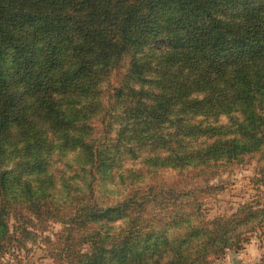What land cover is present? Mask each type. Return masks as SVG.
<instances>
[{
	"label": "trees",
	"instance_id": "obj_1",
	"mask_svg": "<svg viewBox=\"0 0 264 264\" xmlns=\"http://www.w3.org/2000/svg\"><path fill=\"white\" fill-rule=\"evenodd\" d=\"M263 153L264 0H0V264L36 219L55 264H214L264 208L176 181Z\"/></svg>",
	"mask_w": 264,
	"mask_h": 264
},
{
	"label": "rangeland",
	"instance_id": "obj_2",
	"mask_svg": "<svg viewBox=\"0 0 264 264\" xmlns=\"http://www.w3.org/2000/svg\"><path fill=\"white\" fill-rule=\"evenodd\" d=\"M108 79L112 83L117 80L114 75ZM106 86L105 84L104 87ZM127 168L139 170V166L134 164H127ZM224 168V172L208 177V181L205 169L194 171L187 178L179 177L176 184L192 185L201 182L202 178L203 186L221 189L215 191L211 198L203 200L207 219L216 215H230L233 210L247 205L263 209L264 153L249 157L241 164L235 163ZM196 174L201 175V178ZM32 180L36 181L37 177ZM183 202L185 210L192 205L187 201ZM30 230L33 233L32 239L26 241L23 249L11 248L2 264H55V248L64 234V225L54 219H36ZM246 238L244 249L238 252L230 250L223 259L215 260L214 264H261L264 259V234L259 231Z\"/></svg>",
	"mask_w": 264,
	"mask_h": 264
}]
</instances>
